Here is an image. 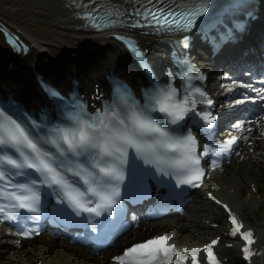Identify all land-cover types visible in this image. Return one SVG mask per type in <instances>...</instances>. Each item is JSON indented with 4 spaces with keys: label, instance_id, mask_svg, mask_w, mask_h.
I'll list each match as a JSON object with an SVG mask.
<instances>
[{
    "label": "snow or ice",
    "instance_id": "6c2138e0",
    "mask_svg": "<svg viewBox=\"0 0 264 264\" xmlns=\"http://www.w3.org/2000/svg\"><path fill=\"white\" fill-rule=\"evenodd\" d=\"M207 11L208 0H179L175 8H146L136 15L158 29L185 31ZM112 15L106 11L97 22L93 12H86L83 18L101 28L117 22ZM193 69L190 64L181 66L180 88L175 85L176 73L172 71L167 73L166 83L153 81L143 91L142 101L126 85L116 82L112 102L94 114L88 113L78 96L66 100L45 85L48 95L58 101L60 115L56 123H50L46 113L36 119L18 109L0 107V219L15 223L23 238L39 235L36 228H25L24 222L38 223L42 198L54 196L61 206L58 211H70L74 217L83 218L86 226L91 225V231L96 232L97 224L104 223L96 218L111 217L122 209L121 188L130 150L134 161L139 159L154 170L145 175L172 177L177 187H199L198 182L205 175L201 160L233 152L238 138L231 136L218 146L205 145L197 154V139L192 131L180 132L188 118L197 123L203 121L201 127L208 129L214 127L216 120L209 110L197 111V104H207L211 109L213 101L190 83L203 79L198 74L193 76ZM253 91L257 97L252 99L264 100V88ZM197 95L202 99L197 100ZM234 127L240 129L242 125L237 123ZM260 135L264 137V132ZM124 194L145 195V185L141 181L135 189L127 186ZM222 206L231 221L229 234L246 242L242 251L247 259L254 243L253 232L242 231L243 225L236 216L227 205ZM171 239L159 235L136 243L113 257V264H201V249H180L169 243ZM217 243L213 240L203 249L206 264H220L213 251Z\"/></svg>",
    "mask_w": 264,
    "mask_h": 264
},
{
    "label": "bare ground",
    "instance_id": "6f19581e",
    "mask_svg": "<svg viewBox=\"0 0 264 264\" xmlns=\"http://www.w3.org/2000/svg\"><path fill=\"white\" fill-rule=\"evenodd\" d=\"M11 2L12 5L5 2V0L0 1V17L6 19L15 29L21 32L22 36L30 44H32L31 56L37 57L38 60L42 62V67H39V70H44L51 64H53L54 67L61 65V62H51V58L48 59L47 64H45L44 60L46 57L49 58L60 55L69 46L82 45L80 42L91 43L94 40L87 36L89 33L84 29V21L80 20L78 17L81 12L85 11L83 7L85 3L84 0H50L51 8L49 9L29 7L21 3H16L15 1ZM146 39L147 38H141L140 42L153 48L158 47L159 42L156 39ZM102 42H104L106 46L98 47V50L104 51L105 49H109V40L105 37H101V39L94 44L102 46ZM104 60L105 62L114 64L118 60V56L104 53ZM11 75L14 76L15 80L13 82H15V84L26 81L31 83L28 77L26 78L22 75H18L16 72ZM262 108L264 111V107ZM257 119L260 121V117L256 116L249 127V129H253L256 132L260 130V128L258 130L256 124L253 123ZM245 134H249V131H246ZM244 146L245 147L241 151V153H243V158H240V155H238L233 158L228 166H224L220 169L218 173L222 179L215 178V175L211 179L210 183L215 181L219 190L223 183L231 186L232 183L235 184L238 182L240 186L245 187L248 181L252 178H256V167L252 164V161L264 164V155L258 152L259 148L261 149L264 147V137L259 141L252 139L249 144L246 142ZM248 147L253 148L254 152L257 153L255 155L249 153ZM228 173H232L233 178H230ZM234 202L237 203L238 207L242 205L249 206L248 212L250 216H252V222L260 223L255 217L254 211L261 202L254 199L251 200V203H239L237 199H235ZM262 216L264 218V210ZM165 222L168 226L172 224L171 219H165ZM161 223L163 222L160 220L142 224L133 233L137 235L143 234L147 231L148 227L158 226ZM119 246L120 244H117L113 251H117ZM97 264H105L104 259L101 258V260H98ZM254 264H262V261H257Z\"/></svg>",
    "mask_w": 264,
    "mask_h": 264
},
{
    "label": "rangeland",
    "instance_id": "374dc122",
    "mask_svg": "<svg viewBox=\"0 0 264 264\" xmlns=\"http://www.w3.org/2000/svg\"><path fill=\"white\" fill-rule=\"evenodd\" d=\"M29 250L28 252H22L20 254H14L13 251L10 253L8 260L12 261L14 264L16 263V260L14 257H18V259L27 264H33L35 262V256L38 252H42L43 257V263L44 264H79V262L75 259L78 258L72 254L73 251L65 250V256L60 255L58 252L52 253L51 243H48L45 245L44 241H38V242H31L27 246ZM43 247V250L41 248ZM74 258V259H73ZM89 260V259H88ZM84 264H89L88 261ZM92 264H94L92 262Z\"/></svg>",
    "mask_w": 264,
    "mask_h": 264
}]
</instances>
